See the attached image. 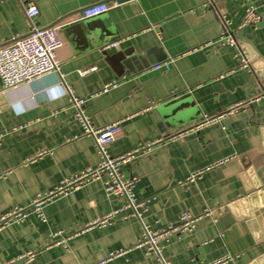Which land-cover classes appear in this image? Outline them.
<instances>
[{
	"label": "crops",
	"instance_id": "1",
	"mask_svg": "<svg viewBox=\"0 0 264 264\" xmlns=\"http://www.w3.org/2000/svg\"><path fill=\"white\" fill-rule=\"evenodd\" d=\"M113 1L0 0V47L31 31L24 10L29 2L39 10L34 25L59 26L63 43L58 72L29 85L0 86V214L29 208L27 219L0 229V263L161 264L156 253L135 247L142 226L129 212L85 228L124 203L123 196L106 192L105 175L54 197L43 218L31 212L36 195L99 161L92 138L73 116L67 86L85 99L83 111L93 127L122 120V134L107 144L109 155L163 139L120 171L146 201L142 216L151 230L185 212L200 216L193 231L160 242L169 264H205L225 255L232 258L223 264H261L264 18L241 24L247 6L264 16V0H117L104 13L82 17L86 7ZM227 30L246 49L249 65L242 66L236 47L217 40ZM114 41L116 47L105 48ZM166 61V67H153ZM115 81V88L94 94ZM52 87L63 89L60 99L51 98ZM220 114L216 122L166 139ZM120 248L128 251L108 257ZM29 251L35 252L32 260L18 258Z\"/></svg>",
	"mask_w": 264,
	"mask_h": 264
},
{
	"label": "built area",
	"instance_id": "2",
	"mask_svg": "<svg viewBox=\"0 0 264 264\" xmlns=\"http://www.w3.org/2000/svg\"><path fill=\"white\" fill-rule=\"evenodd\" d=\"M119 4L120 3L117 0H114L110 4L97 3L96 5L88 6L83 10L82 17L89 18L96 16L97 14L104 13ZM24 10L30 21L31 31L27 36L20 37L7 46L0 47V86L2 90L12 89L13 87L22 84L29 85V83H32L37 77L46 76V74L51 72H58L57 53L63 46L62 38L60 36V27L45 26L44 28L35 26L33 19L38 15L39 10L31 2L26 5ZM263 18L264 16L259 14L253 5L247 6L241 26L244 27L255 24ZM224 22L226 25L228 24V21L224 20ZM217 40L232 47H236L237 50L235 54L239 57L242 66L245 67L249 65V57L246 49L243 46H240L238 41L232 37L229 30L221 33ZM209 43L211 44L212 42ZM117 45L118 41H114L113 43L106 45L105 48L110 49L116 47ZM167 65L168 62L166 61V63L163 64H154L153 67L158 69L162 66L166 67ZM117 84V81L104 84L100 90L94 94L98 95L99 93L107 92L108 90L115 88ZM65 90L69 95L73 116L80 122L84 134L92 138L99 155V161L96 167L86 168L81 172L66 176V178L62 179L58 185L50 189L45 194L36 195L30 205L31 212H34L37 216L43 218L42 209L44 205L54 199V197L65 196L72 190L79 188L85 182L99 179L102 175H105L106 192L115 196H123L125 199L124 203L119 210L108 213L102 216V218L91 221L85 228L110 224L117 213L124 211L129 212L128 215L137 217L142 226V235L137 241L135 247H144L147 253H156L161 261V264H169L164 255L163 248L160 246V242L168 239L174 234L193 231L197 220L200 219V216H193L190 212H185L181 214L176 222H171L162 228L151 230L145 224L142 216V212L146 208V201L138 199L137 196H135L133 192L135 181L133 179L122 178L120 171V167L122 165L134 161L140 152L152 151V149L160 145L163 139H157L141 144L134 148L133 151L117 154V156L109 155L106 149L107 144L122 134V120H117L116 122L104 124L99 127H93L90 124L85 111H83L85 99L83 97H77L67 86ZM239 105L240 104H237L235 107L228 109L226 113H232ZM221 116L222 114L217 117H204L199 123L185 127V129L170 134L166 137V139L177 138L185 134V132L198 130L205 124L216 122ZM129 118L130 116L125 119ZM1 137L2 134L0 133V139ZM40 154L41 153L38 155ZM31 160L32 157L31 159H25L23 163H28ZM221 162L222 160L217 164H221ZM201 172L203 171H198L189 175L187 181L195 180ZM28 210V207L15 206L1 213L0 229L13 222L24 221L27 219L29 217ZM61 241H63V239ZM57 242L59 241H56V243ZM126 251H128V249L120 248V250L110 253L108 257L111 258L113 256H120V254H123ZM34 255L35 252L29 251L20 255L18 258L27 262L32 260ZM231 258V256L225 255L223 258L211 260L205 264H223Z\"/></svg>",
	"mask_w": 264,
	"mask_h": 264
},
{
	"label": "clouds",
	"instance_id": "3",
	"mask_svg": "<svg viewBox=\"0 0 264 264\" xmlns=\"http://www.w3.org/2000/svg\"><path fill=\"white\" fill-rule=\"evenodd\" d=\"M50 95H51V98H52L53 100H58V99H60L61 96L63 95V89H61V88H56V87H52V88L50 89ZM12 111H13L15 114L19 115V114H21L22 109L20 108V106H19L18 104H13V105H12Z\"/></svg>",
	"mask_w": 264,
	"mask_h": 264
},
{
	"label": "water",
	"instance_id": "4",
	"mask_svg": "<svg viewBox=\"0 0 264 264\" xmlns=\"http://www.w3.org/2000/svg\"><path fill=\"white\" fill-rule=\"evenodd\" d=\"M205 1H208V0H196L197 3L199 2H205ZM261 264H264V255L261 259L258 260Z\"/></svg>",
	"mask_w": 264,
	"mask_h": 264
}]
</instances>
